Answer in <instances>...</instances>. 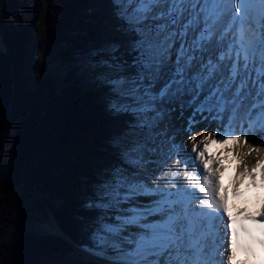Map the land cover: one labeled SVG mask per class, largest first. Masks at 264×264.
Masks as SVG:
<instances>
[{
	"label": "snow or ice",
	"instance_id": "1",
	"mask_svg": "<svg viewBox=\"0 0 264 264\" xmlns=\"http://www.w3.org/2000/svg\"><path fill=\"white\" fill-rule=\"evenodd\" d=\"M107 7L108 34L69 65L114 122L84 181L79 250L97 264H264V205L245 217L260 234L238 225L222 187L226 157L210 152L225 146L242 166L237 183L264 186V160L245 162L261 151L248 140L264 143V0H108ZM177 110L189 113L190 150L178 142ZM201 124L216 130L198 140L190 133ZM237 131L244 136L226 134ZM173 155L196 168L186 171L187 185L159 182ZM214 213L227 217L220 233Z\"/></svg>",
	"mask_w": 264,
	"mask_h": 264
},
{
	"label": "trees",
	"instance_id": "2",
	"mask_svg": "<svg viewBox=\"0 0 264 264\" xmlns=\"http://www.w3.org/2000/svg\"><path fill=\"white\" fill-rule=\"evenodd\" d=\"M107 4L0 0V49L11 55L14 74L0 154V235L11 226L14 234L0 241V264H97L74 248L82 239L76 217L85 178L114 122L99 94L82 87L69 65L108 34ZM41 21L45 27L36 32ZM47 211L68 240L38 228Z\"/></svg>",
	"mask_w": 264,
	"mask_h": 264
},
{
	"label": "bare ground",
	"instance_id": "3",
	"mask_svg": "<svg viewBox=\"0 0 264 264\" xmlns=\"http://www.w3.org/2000/svg\"><path fill=\"white\" fill-rule=\"evenodd\" d=\"M180 122L178 123V126L180 127ZM187 122L184 124V128H186ZM216 130L215 128H208L201 124L197 129L193 130L190 134L196 135L198 137V140L205 134L207 131H212ZM182 139L179 140V143H182L183 146L187 149H191V143H190V135L185 134L183 131L182 133H178ZM226 134H235V135H240L241 137L244 136L243 132H228ZM217 138H221L218 134ZM259 138L257 140L253 141L252 139L248 140V144L251 145L253 148H258L261 149L259 153L253 151L250 155L245 157V162L249 165V167L253 166L256 162L257 159L264 160V143L259 142ZM243 142V141H242ZM259 142V143H258ZM213 147V150H210L212 154L219 153L222 157H226L223 160V164L225 166V172L222 174V183L224 181L228 182V186L224 189L229 196V194L232 192L233 188L235 187L237 190H240L244 188L245 186L249 185L250 182L249 180H244L243 184H238L237 183V173L240 171V167L238 166L235 160L233 159V155L231 153H225L224 152V147L223 145H211ZM202 147V145H201ZM243 151H247V146L243 149ZM194 155V154H192ZM180 160V157L173 155L171 160H169L167 163L163 164V167L160 168V170L157 172V176L160 178L159 182L163 185L166 184L168 181L172 180L173 182L175 181H181L183 184L187 185V180H186V171H196L195 166L193 167H187L184 163H178ZM197 164H200V162L197 161ZM200 167L202 168V164H200ZM176 172L177 175L176 177L172 176V173ZM206 173L201 174L204 175ZM257 177L259 178V174H256ZM155 179V177H154ZM259 191L253 192L252 194L244 197L243 203H247V208L253 207L255 209V214H257L258 209L260 208L261 205H264V186H260ZM198 191V190H197ZM200 198H204L203 194H200ZM229 204L231 201H229ZM196 207H199V202H195ZM246 208V209H247ZM205 210V209H204ZM206 211V210H205ZM214 211V210H210ZM232 211H235V209H232ZM220 220L222 223H224L225 220H227L226 216H223V214H220ZM226 228V227H225ZM224 228V229H225ZM224 229H221L217 233L222 232ZM214 231V230H213ZM215 232V231H214Z\"/></svg>",
	"mask_w": 264,
	"mask_h": 264
},
{
	"label": "water",
	"instance_id": "4",
	"mask_svg": "<svg viewBox=\"0 0 264 264\" xmlns=\"http://www.w3.org/2000/svg\"><path fill=\"white\" fill-rule=\"evenodd\" d=\"M13 95V60L9 53L0 49V154L3 150L4 138L11 120ZM64 239H66L65 236ZM74 248L79 251L78 246L74 245Z\"/></svg>",
	"mask_w": 264,
	"mask_h": 264
},
{
	"label": "rangeland",
	"instance_id": "5",
	"mask_svg": "<svg viewBox=\"0 0 264 264\" xmlns=\"http://www.w3.org/2000/svg\"><path fill=\"white\" fill-rule=\"evenodd\" d=\"M42 26L43 27H45V22L43 21H41V22H37L36 24H35V30H36V32H38V31H40L41 30V28H42ZM34 33H35V31H34ZM36 34V33H35ZM40 58V55H36L35 57H32V59H31V64H34L35 62H36V60L37 59H39ZM51 71H52V69L51 68H49ZM48 69V70H49ZM53 71H55V69L53 68ZM188 115H189V113L188 112H185L184 113V116L183 117H181L180 116V111L179 110H177V112H175L174 114H173V124H174V126H175V130H176V132L177 133H182L183 132V129H184V124H185V122H187V117H188ZM179 121H181L180 122V127L178 126V123H179ZM260 142V141H259ZM258 142V143H259ZM262 143V142H261ZM210 150H213V147L211 146L210 147ZM195 155V154H194ZM199 162V161H198ZM245 180H247V178H245ZM224 187V186H223ZM225 189V188H224ZM195 202H199L198 200L197 201H195ZM210 211V210H209ZM51 224V225H54V226H56L57 228H58V231L57 230H45L44 228H42L41 227V225H44V224ZM38 228L41 230V231H43V232H45V233H47V234H50V235H53V236H57V237H61V238H63L64 239V235H63V233L60 231V229H59V227H58V225H57V223H56V221H55V219H54V217L52 216V214L50 213V212H46L44 215H40V222L38 223ZM213 229L217 232V231H220L221 229H224V223L222 224V222L220 221V220H218V223H217V225L215 226V227H213ZM61 233H62V235H61ZM13 234H14V228H13V226H11V227H8L5 231H4V233L2 234V235H0V241H2V240H9L12 236H13ZM76 251H78V250H76ZM78 252H80V253H82L83 255H85V256H87V257H89V258H92V259H94L93 257H90V256H88L87 254H85V253H83L82 251H78Z\"/></svg>",
	"mask_w": 264,
	"mask_h": 264
}]
</instances>
